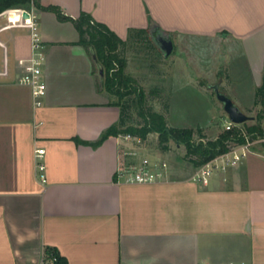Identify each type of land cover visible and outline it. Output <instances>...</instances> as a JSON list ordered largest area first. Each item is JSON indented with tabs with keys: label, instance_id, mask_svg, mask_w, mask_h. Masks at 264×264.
I'll list each match as a JSON object with an SVG mask.
<instances>
[{
	"label": "crops",
	"instance_id": "obj_1",
	"mask_svg": "<svg viewBox=\"0 0 264 264\" xmlns=\"http://www.w3.org/2000/svg\"><path fill=\"white\" fill-rule=\"evenodd\" d=\"M35 1L73 18L89 12L125 46L135 28H159L178 54L199 53V39L212 48L229 43L236 54L225 59L243 60L249 95L262 84L264 0ZM29 6L37 9L46 57L40 105L18 81L21 62L34 53L32 30L0 14V264H41L48 246L69 264H264V151L253 146L204 184L195 178L201 166L185 154L172 157L174 141L167 150L146 146L152 133L78 142L96 141L119 121L118 99L101 86L88 47L72 43L79 39L73 22ZM228 69L238 87L243 76ZM238 88L227 95L242 110L255 109V96L247 101ZM216 113L226 121L218 107ZM37 149H45L43 159ZM144 158L167 162L163 178L127 181L121 171Z\"/></svg>",
	"mask_w": 264,
	"mask_h": 264
},
{
	"label": "trees",
	"instance_id": "obj_2",
	"mask_svg": "<svg viewBox=\"0 0 264 264\" xmlns=\"http://www.w3.org/2000/svg\"><path fill=\"white\" fill-rule=\"evenodd\" d=\"M32 3L43 10L54 12L61 21L73 22L79 32V39L72 43L93 46L96 57L104 68L103 88L117 97L115 104L121 108L119 121L111 125L99 139L96 141L77 139L78 142L97 146L110 135L130 134L145 140L149 134L158 133V145L162 150L169 149L170 141L184 145L186 149L184 158L200 167L228 151L231 145L245 143V135L251 140L264 137V72L262 84L256 90L254 104L259 108L254 116V122L246 121L230 129L224 128L215 138L205 139L202 127L171 126L163 112L148 105L145 89L137 83L136 78L125 71L127 60L123 49L127 41L120 38L108 25L94 19L89 12L82 11L78 17L73 18L54 4L44 6L35 0H0V13L9 8L29 6ZM158 29L153 32L150 28L131 29L130 44L141 43L156 50L152 34L157 33ZM133 110L142 117L139 124L131 121ZM196 133L199 134V139L195 138ZM44 261L45 264H69L67 258L61 255L57 248L51 246L45 248Z\"/></svg>",
	"mask_w": 264,
	"mask_h": 264
},
{
	"label": "rangeland",
	"instance_id": "obj_3",
	"mask_svg": "<svg viewBox=\"0 0 264 264\" xmlns=\"http://www.w3.org/2000/svg\"><path fill=\"white\" fill-rule=\"evenodd\" d=\"M22 7L34 14L37 11L33 6ZM197 41L199 53L197 51L194 53L192 48L185 54H178L173 50L170 55L166 56L155 41L156 50L140 43L138 45L128 44L123 52L127 60V71L135 76L137 83L145 89L148 105L163 112L169 125L194 128L200 126L206 135L205 139L215 138L225 128V122L230 119L227 116L225 121L222 115L219 116L216 113L218 107L220 113H224V117L227 115L223 103L217 98L211 85L218 84L220 90L226 94L234 92L237 94L235 87L245 89L247 101L256 95L257 88L249 95V79L243 76L246 71L242 59L226 61L227 55L230 59L236 54L231 53L229 43H217V47L212 48V43L208 39ZM201 50L203 53H200ZM219 50L222 54H218ZM228 67H235L243 76V79H239L238 87L234 84V78L229 77ZM218 74L224 77V85L217 83ZM195 77L197 78L194 79ZM153 89L156 90L152 92ZM258 108V106L255 109L249 107L243 111L254 117ZM131 121L139 124L142 122V117L133 110ZM253 122L254 119L248 121V123ZM195 138L199 139L198 133L195 134ZM156 142H158V134L152 133L144 143L151 148L156 146ZM253 146L264 151L263 143H256ZM185 153L184 145L177 146L172 143L171 154L174 159L182 157Z\"/></svg>",
	"mask_w": 264,
	"mask_h": 264
},
{
	"label": "built area",
	"instance_id": "obj_4",
	"mask_svg": "<svg viewBox=\"0 0 264 264\" xmlns=\"http://www.w3.org/2000/svg\"><path fill=\"white\" fill-rule=\"evenodd\" d=\"M27 11L29 16L25 17L24 12ZM4 17L9 21L19 24H24L31 28L32 39H33V55L22 61L21 64L24 65V71L19 76L18 81L23 84L31 86L33 96L35 98V103L37 105L41 104V100L46 93L47 84L43 75V65L45 62V50L41 37L39 36L38 23L36 21V15L28 9L15 7L9 8L1 12ZM234 125H238L231 120L226 121L225 128L230 129ZM131 135H127L129 137ZM246 142L242 144H233L230 149L215 158L211 159L204 165H202L195 174V178L200 180L204 184H207L209 177L217 169H226L229 165L236 164L239 162L246 154L251 150L253 145L256 143L264 142V137L249 139L247 135ZM45 154V149H37L36 156L39 159H43ZM168 166L167 162H156L151 163L148 158H144L140 163L135 165H130L121 171V174L126 175L127 181L134 183H152L159 181L163 178L164 169ZM39 168L43 171L45 169V164L43 162L39 163ZM42 177L44 174L42 173ZM44 259L41 264H45ZM233 264V263H230Z\"/></svg>",
	"mask_w": 264,
	"mask_h": 264
},
{
	"label": "water",
	"instance_id": "obj_5",
	"mask_svg": "<svg viewBox=\"0 0 264 264\" xmlns=\"http://www.w3.org/2000/svg\"><path fill=\"white\" fill-rule=\"evenodd\" d=\"M24 16H29L27 11L24 12ZM154 41L160 46L163 53L168 56L173 51L174 43L171 38L164 36L161 32H157ZM92 60L96 67V73L99 77V82L101 86H103L104 80V68L103 65L98 61L95 50L92 45L88 47ZM212 89L215 91L217 98L223 103L224 110L226 111L229 119L236 123L242 124L246 121L252 120L254 117L246 114L233 100L227 95L225 92L220 90L218 84L211 85Z\"/></svg>",
	"mask_w": 264,
	"mask_h": 264
}]
</instances>
